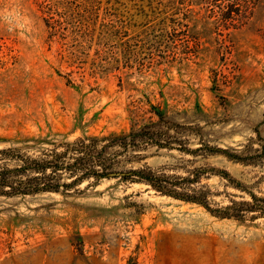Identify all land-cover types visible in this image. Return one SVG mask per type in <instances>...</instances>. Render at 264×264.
<instances>
[{
    "label": "rangeland",
    "instance_id": "obj_1",
    "mask_svg": "<svg viewBox=\"0 0 264 264\" xmlns=\"http://www.w3.org/2000/svg\"><path fill=\"white\" fill-rule=\"evenodd\" d=\"M147 125L166 145L111 148L112 172L256 210L216 218L121 176L0 196V264H264V0H0V150Z\"/></svg>",
    "mask_w": 264,
    "mask_h": 264
},
{
    "label": "trees",
    "instance_id": "obj_2",
    "mask_svg": "<svg viewBox=\"0 0 264 264\" xmlns=\"http://www.w3.org/2000/svg\"><path fill=\"white\" fill-rule=\"evenodd\" d=\"M159 120H163L162 115H159ZM153 126H143L127 135L104 139L108 144L101 147H97V144L100 143L97 139H78L66 146L72 152L70 160L67 157L70 152L66 150L62 153H54L48 159L26 157L16 148L0 150V196H26L47 192L62 193L85 180L93 178L94 182H97L114 174L113 177L121 176L132 182L148 185L160 195L195 204L216 218L240 220L241 212L256 210L254 203L259 200L254 195H250V202H231L224 207L212 208L205 192L186 189L177 181H173L171 178L158 177L148 169L139 168L127 173L112 172L110 159L106 157L111 148H118L122 152L127 149H136L141 143L154 144L157 148H163L166 145L162 143L160 138L155 137L154 133L149 132ZM76 147L81 148L75 149ZM212 152L228 157L227 151L223 149H216ZM65 172L71 179L69 183H61L62 174ZM217 174L228 180L226 172ZM261 201L264 202V199ZM262 215H264V210Z\"/></svg>",
    "mask_w": 264,
    "mask_h": 264
},
{
    "label": "water",
    "instance_id": "obj_3",
    "mask_svg": "<svg viewBox=\"0 0 264 264\" xmlns=\"http://www.w3.org/2000/svg\"><path fill=\"white\" fill-rule=\"evenodd\" d=\"M114 176V174H111L110 177Z\"/></svg>",
    "mask_w": 264,
    "mask_h": 264
}]
</instances>
